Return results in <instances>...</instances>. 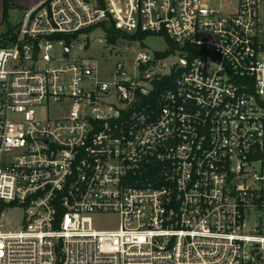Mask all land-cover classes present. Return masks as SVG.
I'll use <instances>...</instances> for the list:
<instances>
[{"label": "built area", "instance_id": "2783aa9c", "mask_svg": "<svg viewBox=\"0 0 264 264\" xmlns=\"http://www.w3.org/2000/svg\"><path fill=\"white\" fill-rule=\"evenodd\" d=\"M102 25L177 49L70 54ZM6 41L0 264H264V0H41Z\"/></svg>", "mask_w": 264, "mask_h": 264}, {"label": "rangeland", "instance_id": "374dc122", "mask_svg": "<svg viewBox=\"0 0 264 264\" xmlns=\"http://www.w3.org/2000/svg\"><path fill=\"white\" fill-rule=\"evenodd\" d=\"M12 20V19H11ZM4 26L0 27V32H4ZM106 39L105 34L101 30H93L79 36V40L75 42L71 55L89 56L94 55L100 58L105 49ZM137 43L129 40H123L115 49L127 50L136 49L146 50L147 52L154 54L156 52L165 51L168 48V43L162 35L148 36L140 46ZM84 48V49H83ZM48 111L54 114V110H49L46 107L39 109L40 117H46ZM24 216L23 209L18 206L12 205L5 212L2 223L6 230H14L19 228L20 222ZM119 219L116 215H100L95 218V228L98 230L115 229L118 227Z\"/></svg>", "mask_w": 264, "mask_h": 264}, {"label": "trees", "instance_id": "16d2710c", "mask_svg": "<svg viewBox=\"0 0 264 264\" xmlns=\"http://www.w3.org/2000/svg\"><path fill=\"white\" fill-rule=\"evenodd\" d=\"M3 3H4L3 23L7 25V28L4 32L2 33L0 32V44L1 45L7 44L6 37L14 31V29L8 25V12H9V9L13 7V4L11 0H3ZM102 27L105 33L106 43L113 46L114 49L123 40H129L135 43L140 42L142 44L148 36H151V34H146V33H137L135 35L130 36V35L122 33L120 30H117L114 27V25H111V26L102 25ZM92 30L93 29H89V30H86V32H90ZM77 36L78 34L63 35V38H65L67 43L69 44L72 38H77ZM166 41L168 45L170 46V49L164 52H158V56L160 57L166 56L169 53L174 52L177 49V46L174 45L169 39H167Z\"/></svg>", "mask_w": 264, "mask_h": 264}, {"label": "crops", "instance_id": "0c3cea01", "mask_svg": "<svg viewBox=\"0 0 264 264\" xmlns=\"http://www.w3.org/2000/svg\"><path fill=\"white\" fill-rule=\"evenodd\" d=\"M41 0H11L13 7L8 12V25L14 30L21 24L24 14L37 6ZM4 3L0 0V27L4 26V31L7 25L3 23ZM12 19V20H11Z\"/></svg>", "mask_w": 264, "mask_h": 264}, {"label": "water", "instance_id": "95a60500", "mask_svg": "<svg viewBox=\"0 0 264 264\" xmlns=\"http://www.w3.org/2000/svg\"><path fill=\"white\" fill-rule=\"evenodd\" d=\"M66 49L69 50V46H67Z\"/></svg>", "mask_w": 264, "mask_h": 264}]
</instances>
